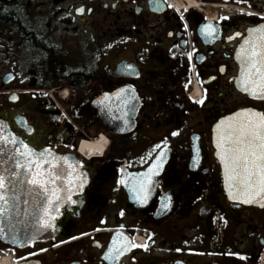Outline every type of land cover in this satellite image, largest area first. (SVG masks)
<instances>
[{
    "label": "flooded vegetation",
    "instance_id": "af4514ba",
    "mask_svg": "<svg viewBox=\"0 0 264 264\" xmlns=\"http://www.w3.org/2000/svg\"><path fill=\"white\" fill-rule=\"evenodd\" d=\"M228 6L264 13V0H0V122L37 151L75 154L87 176L54 236L0 240V264H264V207L228 197L213 141L226 116L264 112L241 90L237 59L264 18ZM65 88L60 109L51 90ZM100 133L103 157L83 160V137L82 149L105 150ZM162 150L142 204L139 177ZM30 217L10 219L26 232ZM118 233L147 249L104 259Z\"/></svg>",
    "mask_w": 264,
    "mask_h": 264
},
{
    "label": "snow or ice",
    "instance_id": "6c2138e0",
    "mask_svg": "<svg viewBox=\"0 0 264 264\" xmlns=\"http://www.w3.org/2000/svg\"><path fill=\"white\" fill-rule=\"evenodd\" d=\"M236 2L246 3L247 0H236ZM184 11L187 12L188 9ZM181 18H183L182 14ZM201 31L211 37L217 29L212 23H206L202 25ZM236 35L240 34L236 33ZM237 59L241 64V90L253 98L264 100V24L248 30V36L237 52ZM124 68L133 70L131 65H125ZM187 88L186 83L185 89ZM124 92V89H120L117 95ZM128 99H136L134 90L129 93ZM204 99L202 97L194 103L203 105ZM127 102L128 100L125 101ZM216 129L218 130L216 154L224 168L225 186L229 198L244 204H260L264 207V112L242 109L219 121ZM119 130L124 131V128ZM172 135L175 136L177 133L173 132ZM3 139L0 137V140ZM12 143H15L14 139ZM24 147L27 149L26 145ZM15 152L18 155L0 148V240L23 247L26 243L31 244L35 241L40 232L55 230L52 223L53 214L58 213L60 205L65 200L76 203L71 200V188L82 190L86 182V174L77 173V166L81 162L70 156H55L47 149L39 153L32 150L20 153L18 149ZM165 155L162 150L147 172L139 177L136 191L137 199L142 204L147 202L152 184L151 177L162 169ZM21 160L24 162L21 163ZM80 177H83V180H80ZM76 180L80 182L75 183ZM62 185H70V187L66 188ZM21 204L25 206L23 209ZM29 207L32 208L31 213ZM163 207L167 208L168 204H164ZM21 210L25 215H32L35 222L40 225L32 235H21V229L17 227L21 221L10 219L19 216ZM5 220L8 221L7 227L4 226ZM117 237L122 239L114 238L113 247L108 249L104 259L117 261L131 248L147 249L148 247L147 244H135L122 233H118ZM117 243L119 247L115 246Z\"/></svg>",
    "mask_w": 264,
    "mask_h": 264
},
{
    "label": "water",
    "instance_id": "95a60500",
    "mask_svg": "<svg viewBox=\"0 0 264 264\" xmlns=\"http://www.w3.org/2000/svg\"><path fill=\"white\" fill-rule=\"evenodd\" d=\"M245 93V92H244ZM239 112V111H238ZM237 113V112H235ZM234 114V113H233ZM233 114L231 115H228V116H232ZM226 116V117H228ZM221 121V120H220ZM219 122V121H218ZM105 124L108 123V121H105L104 122ZM218 123H216L213 127V141H214V146H215V149H216V153H217V146H216V141H217V138H218V130L216 129V125ZM0 137H3L4 139L3 140H0V148H3L5 152H10L11 154L13 155H18V153L15 152L16 149L19 150L20 153H24L28 150H32V151H35L36 153H39L41 151H37L35 150L34 148L30 147V146H27L23 141H21L20 139H18L16 136H14V134L11 132L10 128L8 125H5V124H2L0 122ZM15 140V143H12V140ZM24 145L27 146V149L24 147ZM43 151V150H42ZM49 151V150H48ZM51 152L53 155L55 156H61L60 154H57L55 152H52V151H49ZM65 156H70V157H73L76 161H80L76 155L74 154H69V155H65ZM217 156V154H216ZM218 157V156H217ZM48 159H51V157H48ZM24 161L21 160V163H23ZM222 164V163H221ZM44 167H47V165H44ZM222 171H223V176H224V188L226 190V193L228 195V190L226 189V186H225V173H224V168H223V165H222ZM77 173H85L82 169H81V165L79 164L77 166ZM80 180H83V177H80ZM80 180H76L74 181L75 183H79ZM86 181H87V176H86ZM86 184V182L84 183V185ZM83 185V187H84ZM63 187H70V185H62ZM81 192V190L75 188V187H72L71 188V192H70V195L71 197L77 193ZM63 195H68V193H62ZM229 197V195H228ZM69 201L68 200H65L64 203H62L60 205V208H59V211L58 213H54V219L52 221L53 225H54V228H55V223H56V218L58 216L61 215V211L60 209L66 204L68 203ZM239 202V201H238ZM242 203V202H241ZM254 205H259L260 204H254ZM30 228L29 229H26L27 231L26 232H21V235L23 234H27V235H32L35 231V229L39 228L40 225L37 224L33 218V216L31 215L30 217ZM54 232L55 230L53 229H48L46 231H43V232H40L39 234H37V237H36V240H42V239H48V238H51L54 236Z\"/></svg>",
    "mask_w": 264,
    "mask_h": 264
},
{
    "label": "built area",
    "instance_id": "2783aa9c",
    "mask_svg": "<svg viewBox=\"0 0 264 264\" xmlns=\"http://www.w3.org/2000/svg\"><path fill=\"white\" fill-rule=\"evenodd\" d=\"M60 94H61V97H62L63 99H65V98L68 96V91H65V90H64V91H62ZM83 146H84L83 143H81V145H80V151H81L82 154H83L84 156H86L87 158H90L91 155H89V154L87 155V154L85 153L86 151H88V152H94V151L97 152V151H98V149H96V148H95V150H94V149H91V148H89V147H85L84 149H82ZM87 148H88V149H87ZM92 154H93V153H92ZM95 154H96V153H95ZM95 154H94V155H95ZM100 155H101V153H100Z\"/></svg>",
    "mask_w": 264,
    "mask_h": 264
},
{
    "label": "rangeland",
    "instance_id": "374dc122",
    "mask_svg": "<svg viewBox=\"0 0 264 264\" xmlns=\"http://www.w3.org/2000/svg\"><path fill=\"white\" fill-rule=\"evenodd\" d=\"M52 91H53V93H54L55 95H57V94H56V91H57V90L53 89Z\"/></svg>",
    "mask_w": 264,
    "mask_h": 264
},
{
    "label": "bare ground",
    "instance_id": "6f19581e",
    "mask_svg": "<svg viewBox=\"0 0 264 264\" xmlns=\"http://www.w3.org/2000/svg\"><path fill=\"white\" fill-rule=\"evenodd\" d=\"M180 1V0H179Z\"/></svg>",
    "mask_w": 264,
    "mask_h": 264
}]
</instances>
